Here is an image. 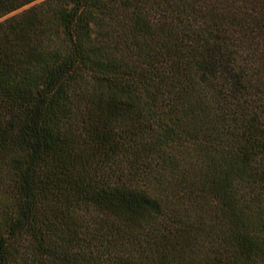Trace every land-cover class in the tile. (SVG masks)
Here are the masks:
<instances>
[{"label":"trees","instance_id":"trees-1","mask_svg":"<svg viewBox=\"0 0 264 264\" xmlns=\"http://www.w3.org/2000/svg\"><path fill=\"white\" fill-rule=\"evenodd\" d=\"M0 264H264V0H0Z\"/></svg>","mask_w":264,"mask_h":264}]
</instances>
